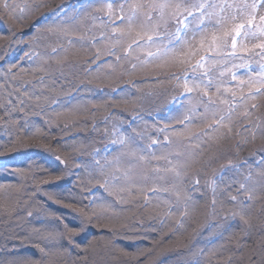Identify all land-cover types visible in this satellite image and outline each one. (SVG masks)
I'll return each instance as SVG.
<instances>
[{
	"label": "snow or ice",
	"instance_id": "snow-or-ice-1",
	"mask_svg": "<svg viewBox=\"0 0 264 264\" xmlns=\"http://www.w3.org/2000/svg\"><path fill=\"white\" fill-rule=\"evenodd\" d=\"M42 8L49 11L29 33L14 30ZM0 29L3 47L29 49L19 58L30 62L26 68L12 59L0 65L5 81L30 74L55 92L59 79L68 80L66 68L100 79L97 61L107 55L115 61L104 64L113 72L120 68L130 86L112 87L99 101L61 103L29 91L30 81L11 92L0 84V175L16 177V183H0V264H166L165 255L179 247L192 259L178 264H200L197 257L204 256L209 264L224 260L222 244L209 241L211 248L195 252L192 237L181 244L185 222H195L201 208L205 224L207 217L217 221L207 224L217 239L235 238L224 264H264V143L248 157L239 155L249 142L264 141V116L251 119L264 98V0H76L55 7L48 0H0ZM165 85L178 94L154 116L145 105ZM26 99L36 101L31 113ZM101 110L103 149L89 151L92 142L67 137L70 128L87 127L80 119L85 112L98 132ZM125 125L130 132L122 131ZM220 160L227 163L214 167ZM202 178L210 202L201 193ZM100 189L107 195H97ZM11 190L27 198H12ZM254 219L256 246L249 248ZM229 220L244 227L236 232Z\"/></svg>",
	"mask_w": 264,
	"mask_h": 264
},
{
	"label": "trees",
	"instance_id": "trees-1",
	"mask_svg": "<svg viewBox=\"0 0 264 264\" xmlns=\"http://www.w3.org/2000/svg\"><path fill=\"white\" fill-rule=\"evenodd\" d=\"M76 0H50L49 1V5L50 7H55L58 4L61 3H75ZM49 11V8H42L40 10V12L35 13L31 18H29L27 21H25V25L24 28H19V27H15L14 30L17 31L18 33L23 32V33H29L30 31H28V27L27 25H31L33 24V22H35V19L39 18L41 13L47 12ZM30 25V26H31ZM29 26V27H30ZM23 27V26H22ZM18 29V30H17ZM7 44V41L5 40H0V49H2V51H0V54L4 55V60L3 61H7L9 59L12 58V53L14 52V50L16 49H20V53H23L25 50L28 51V47L26 44H12L11 48H5L3 46H5ZM39 51H44L43 48L38 49ZM94 52V49L92 50ZM87 59H91V57H86ZM101 59V58H100ZM72 60L71 57H69V62ZM28 61V60H25ZM68 63V62H65ZM100 63V60L97 61V64ZM5 64V63H4ZM53 68L56 67L55 63H52ZM125 68L129 67L127 64L124 65ZM120 68L113 73L112 72V76L110 77V79L107 77H103L102 76V70L99 71V76L100 79H94L92 76L88 77L87 79L84 78V75L82 73V71H80L79 69L76 70H72V69H65V73L68 77V80H63V79H59L60 82V90L62 92L67 93L68 95H65V98H63L61 101V103H63L66 99H69L70 97H75L77 100H89V99H95L97 101L102 100V99H106V93H109L112 89V87H118V88H123L127 85V80L128 77H124L123 79L120 78ZM241 74H243L244 70L241 69ZM104 73V72H103ZM41 74L39 72H37L35 74V77H39ZM94 76L97 75L96 73L93 74ZM106 75V74H105ZM143 74H138L135 79L139 80L142 77ZM2 78V77H1ZM0 78V79H1ZM18 79V81H17ZM20 80V81H19ZM26 81H30L31 83L27 84V88L29 91H35L37 94L44 92L45 95H50V96H55L53 92L42 88L39 86L38 83V79L34 78L33 75L30 74H21L20 76L16 77L15 79H8L7 84L9 83L12 89H9L7 87V90L9 92H11L13 90V88H18V83L20 82V84H24ZM36 81V84L35 82ZM68 81H71L72 83V87H68ZM91 81V82H90ZM50 83V82H49ZM33 85H36L35 88H33ZM61 85H63V88H61ZM130 87V86H129ZM20 88V87H19ZM103 91H100V90ZM2 93H4V90L1 89ZM158 91L160 92L159 96L153 97L149 100L148 103H146L145 107L147 109H150L153 111V115H163L167 108L169 106H171V97L172 95H177V92H172L170 86L165 85L164 87L158 89ZM69 93H71V96L69 95ZM13 100H15V96H13ZM30 100L26 99V103H28ZM33 102V100H32ZM73 103H75L76 101L73 100ZM259 103L261 104V107L259 108L258 111L254 112L253 117L251 119H255L256 116H264V98H261V100L259 101ZM34 105L36 103H33ZM31 106V105H30ZM29 106V108H30ZM86 107L91 110L92 109V105L88 104L86 105ZM28 108V110H29ZM38 110V109H35ZM114 111H122V108H118V109H113ZM243 109H240L239 112H242ZM239 112L234 116L233 121H234V132L236 130L237 127L240 126L241 124V117L239 115ZM87 112L83 113V115L80 117V119H85L87 117ZM105 114V112L103 110L98 111L96 113L95 116V120L98 124L99 127V131L98 132H93L90 135V131L91 130V123L88 122L87 125V129L86 127L82 128L81 126H77L74 128H70L69 130H67V137H76L78 140H84L85 143H89L92 142L90 144L89 147V151L91 150L92 147H96V148H101L103 149L104 144L107 143V137L104 134V128L105 125L102 122V117ZM125 118L128 119L130 118L128 116V113H124ZM147 118V117H146ZM90 120V119H89ZM92 120V118H91ZM37 122H40V120H35ZM42 121V120H41ZM152 121L150 120V123ZM243 124H247V121H243ZM163 126V125H160ZM109 131H111V124L107 125ZM122 131H128L130 132V130L126 127V125L124 126V128L122 129ZM87 135H89L87 137ZM66 137V138H67ZM89 138V139H88ZM161 138H162V134H161ZM94 139H99V140H94ZM250 139V137H249ZM220 144H226V143H230V141L227 140H222L219 142ZM262 143H264V141H262L261 139L257 138L256 141L254 142H249L247 145L243 146L241 152H240V157L244 158V157H248L249 153L253 150L258 148ZM207 155V153L205 154ZM83 158V157H82ZM90 158V157H88ZM227 161L226 160H220L218 162H216L213 166L214 167H219V165L221 164H226ZM0 175V183H5L4 180H6V177ZM207 178H211V176L209 175ZM12 179V178H11ZM203 179H201V193H207V197H208V201L210 202L211 199V192L209 190H207L205 187H203ZM7 181V180H6ZM97 195H103L106 196L107 194L103 192L102 189H100L97 192ZM198 196L200 194H197ZM201 205H204L205 201L204 199L200 200ZM259 208V204H257V209ZM196 217H198V219L193 222L192 220H188L185 222V230H184V234L182 235V237L180 238L181 240V244H186L189 242V238L192 237L191 239V250L193 252L198 251V249L200 247H205L207 248H211L212 244L209 243V241H212V243H214L218 248L219 246L222 244L223 248H220V253L222 254L224 260L227 259L228 255L230 254V251L235 249V238L228 240L227 239V235H226V239L225 240H219L217 239L213 233H212V229H210L207 224H215L217 221L211 220V217H207V224L205 226V232L208 233H201L200 230V225L203 223H205V215L203 214V208L198 209L197 212L195 213ZM220 219V218H218ZM174 220L175 218H173L172 220H170L168 222L169 227H166L163 231L165 233L169 232V228L174 224ZM221 222H223L221 220ZM229 223H233L234 225V230L236 232H239V229L244 227V225L242 223L239 222H233L231 220L228 221ZM154 225L156 224L155 221L152 222ZM238 224V227H237ZM258 222L254 219L253 220V227L251 229L252 232V237L248 240V245L249 248L251 247H255L256 246V239H257V232H258ZM195 230V232L193 231ZM91 231H93L95 234L99 235L101 234L102 231L106 232V230H101V229H92ZM157 239L159 238V233H154L153 234ZM103 243V242H101ZM145 244H147L148 242L145 241ZM175 243V241H174ZM174 246V245H173ZM245 255H247V250H245ZM200 260V264H209V260H210V256H204V257H197ZM192 259L189 254H188V249L183 248V247H179V248H175L174 251L168 252L165 255V260H166V264H178V262H182L184 260H190ZM224 260H217L212 258L211 259V264H224Z\"/></svg>",
	"mask_w": 264,
	"mask_h": 264
},
{
	"label": "rangeland",
	"instance_id": "rangeland-1",
	"mask_svg": "<svg viewBox=\"0 0 264 264\" xmlns=\"http://www.w3.org/2000/svg\"><path fill=\"white\" fill-rule=\"evenodd\" d=\"M49 1L50 0H48V3H49ZM10 2H12V0H10ZM14 2L15 3H17V4H23V3H25V2H27V3H29V4H31V3H33L34 2V0H14ZM37 20V18L35 19V21ZM34 23V22H33ZM85 23H88L87 21H85ZM30 25H31V23H30ZM30 25H27V27H28V31H31V27H29ZM19 28H24V26L23 27H19ZM3 29H0V31H2ZM18 30V29H17ZM20 49H16V50H14V52L12 53V60H14V62H18V65H19V67H27L28 66V64L30 63L29 61H25V60H27V58H24V60H20L19 58L21 57V56H23V53L24 52H26V50L23 52V53H20V51H19ZM103 50V49H102ZM95 51V50H94ZM101 59H100V63L99 64H101V65H103L101 68H100V70H102V76L103 77H107L108 76V78L110 79V77L112 76V68L111 67H108L107 65H105L104 64V62L105 61H108V60H112V61H115V57H110V56H107V55H102L101 57H100ZM4 63H5V61H1L0 60V65H4ZM53 63V62H52ZM119 68H117L116 69V71L118 70ZM18 71V68H14L13 69V72H17ZM115 71V72H116ZM104 72V73H103ZM115 72H113V73H115ZM106 74V75H105ZM56 75L58 76L59 74L58 73H56ZM1 78V77H0ZM17 81H18V79H17ZM20 81V80H19ZM7 82H8V80L7 81H5V79L2 77L1 79H0V84H4V86L5 87H7L8 88V90L9 89H12L11 88V86H10V84L8 83L7 84ZM35 82V84H36V81H34ZM59 82H60V80H58L57 81V86H56V91L55 92H53L54 93V95L55 96H57L58 97V99L59 100H62L63 98H65V95H64V92H62L61 90H60V84H59ZM18 88L19 87H21V84H20V82L18 83ZM69 95L71 96V93H69ZM3 97H4V93H2V91H1V89H0V103H2L3 102ZM33 103H36V101L35 100H33V102H32V100H30L27 104L30 106V108H29V110H28V108L26 109V111H28L29 113H31L33 110H34V104ZM16 116H17V118H21V117H23V113H19V112H17L16 114H15ZM29 119H32V120H40V123H42V117H40V116H31V115H29V117H28ZM85 119H87V121L88 122H90L91 123V117L87 114V117L85 118ZM90 119V120H89ZM88 125V124H87ZM91 127V126H90ZM127 127V126H126ZM82 128H84V127H82ZM86 129H87V127H86ZM88 130V129H87ZM130 130V129H129ZM54 132H55V129H54ZM93 132L92 131H90V135L92 134ZM153 134H155V131L153 130ZM89 135H87V137H88ZM58 138V137H57ZM89 139V138H88ZM94 140H99V139H94ZM83 159H89L88 158V156H84L83 157ZM3 176H5L6 177V180H4L5 181V183H16V177H14V176H8V175H3ZM2 176V177H3ZM12 178V179H11ZM26 184H28L29 185V187H28V191H31V186H30V182H25ZM2 195H4V193H0V196H2ZM8 195H10L12 198H19L20 200H21V202H23V200L24 199H26L27 197H26V195H25V193L23 192V191H21V192H16L15 190H11L9 193H8ZM109 199H111L110 197H109ZM212 220V219H211ZM201 225H203V226H201ZM200 225V230H201V233H208V232H205V226H206V224L204 223H202ZM100 247L102 248L103 247V243H101L100 244Z\"/></svg>",
	"mask_w": 264,
	"mask_h": 264
}]
</instances>
